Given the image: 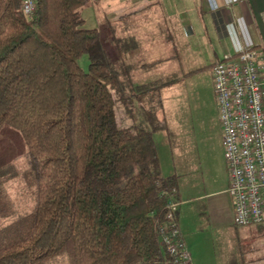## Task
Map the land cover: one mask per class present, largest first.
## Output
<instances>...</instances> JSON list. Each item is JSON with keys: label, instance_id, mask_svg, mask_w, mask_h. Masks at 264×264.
Masks as SVG:
<instances>
[{"label": "trees", "instance_id": "trees-1", "mask_svg": "<svg viewBox=\"0 0 264 264\" xmlns=\"http://www.w3.org/2000/svg\"><path fill=\"white\" fill-rule=\"evenodd\" d=\"M88 4L35 0L26 16L21 0H0V133L20 134L33 192L15 216L5 183L17 173L0 166V264H175L159 227L178 176L161 174L153 138L167 130L157 110L168 82L131 80L124 55L136 44L114 37L109 56L84 26Z\"/></svg>", "mask_w": 264, "mask_h": 264}, {"label": "rangeland", "instance_id": "rangeland-1", "mask_svg": "<svg viewBox=\"0 0 264 264\" xmlns=\"http://www.w3.org/2000/svg\"><path fill=\"white\" fill-rule=\"evenodd\" d=\"M164 1L167 0H89L80 14L86 28L99 30L104 50L116 60V46L111 40L121 35L123 17L120 16L123 9L141 10V7L146 6L130 17L131 22L135 23L132 32L141 40L140 52L130 54L126 61L131 65L130 78L133 80L139 76L145 80L153 71L155 74L158 71L163 81L178 79L160 91L162 104L157 114L165 121L167 130L154 132L153 137L162 173L165 176L170 173L181 174V185L188 191L185 196L188 201L183 204L185 213L182 212L180 224L187 235L183 238L193 252L194 264H217L214 259L204 262V258H215V249L221 247L219 242H226L222 232L234 229L227 224L233 217V201L227 192L228 170L212 83V68L220 56L213 55L211 47L204 44V23L208 24L210 17L195 6L199 0H177V6L171 11L162 5ZM106 4L110 6L105 9ZM107 17L111 21L110 26L102 23ZM155 27H160V31L155 30ZM191 29L195 35L184 37ZM106 35L109 36L108 40ZM173 48L175 52L172 53ZM155 53L156 58L176 53L178 67H169L170 63H157L151 68L141 67L150 63ZM88 63L86 54L78 59L83 69H87ZM153 77L156 79L157 76ZM152 79L150 77L147 81ZM113 96L116 116L120 121L124 114L120 94L113 90ZM23 152L20 134L5 126L0 133V166L11 164L17 173L5 183L15 216L29 210L33 204L32 188L22 175L27 168ZM193 184L197 187H193ZM175 201L179 203L177 198ZM214 213L219 217V224L207 227L208 218ZM235 228L255 232L248 241L252 245L257 243L258 260L254 264H261L264 259L259 257L264 249L259 245L264 243V227L259 230L258 227ZM58 264L66 263L60 261Z\"/></svg>", "mask_w": 264, "mask_h": 264}, {"label": "built area", "instance_id": "built-area-1", "mask_svg": "<svg viewBox=\"0 0 264 264\" xmlns=\"http://www.w3.org/2000/svg\"><path fill=\"white\" fill-rule=\"evenodd\" d=\"M21 9L31 16L35 0H21ZM243 39L233 53L214 63L212 83L234 221L249 226L264 223V57L248 37ZM168 197L167 222L159 227L161 241L175 264H192L177 224L178 203Z\"/></svg>", "mask_w": 264, "mask_h": 264}, {"label": "crops", "instance_id": "crops-1", "mask_svg": "<svg viewBox=\"0 0 264 264\" xmlns=\"http://www.w3.org/2000/svg\"><path fill=\"white\" fill-rule=\"evenodd\" d=\"M177 4H178L177 0H167L164 1L162 5L169 8V11H171L174 9V7L177 6ZM109 6L110 5L106 4L105 9ZM195 6L201 12H203L204 15L210 17V22L208 24L204 23V44L206 46L211 47L212 50L211 49L210 50L213 55L220 56V58H217L218 60H220L223 57V55L226 53H233L234 47L244 42L243 35L245 36V38L248 37L250 39V41L254 46L255 51L259 55L264 57V0H237L234 3H228L226 0H199ZM144 7H141V10ZM124 9H123V14L120 16L123 17L122 28H120L121 31L120 38L128 41L131 40L130 42H134L136 44L135 47L128 50L125 53V55L123 54L125 56L124 60L128 61L130 58L129 57L130 54L140 52L141 40L139 37L135 36V33L132 32L135 27V25L133 24L135 23L131 22L130 17L138 13L137 11H141V10L140 9L126 10V8ZM105 21L107 26H108V21L111 22L109 17H107ZM189 25L191 27L190 23ZM182 26H184V24ZM117 29L119 30V28ZM244 29L247 35H245ZM155 30L159 32L160 27L158 28L155 27ZM194 35L195 32L194 30L191 29L189 31V34L184 37H192ZM152 43L155 45L154 41ZM151 52L154 53V51ZM173 52H175V48H173L172 53ZM176 56L177 55L175 53V55L170 54L168 57L156 58V53H155L153 55L154 58L150 60V63H154V64L144 68L155 67L156 65L162 63L163 64L170 63L169 67L176 68L178 67V64L176 63ZM153 72L150 74L149 77L145 76L146 77L145 80H142L141 77L138 76L134 78L133 81L136 83L168 82V84L164 86L166 88L169 87L173 82L178 80L177 79V80L163 81L161 80L162 78L160 77V73L158 71L156 74ZM153 76H157L156 79H154ZM150 77L153 79L147 81V79ZM157 153H158V149H157ZM158 158H159V153H158ZM160 170H161V174L165 176L162 173L161 164H160ZM169 175H172V173H170ZM174 175L178 176L177 189H176V198L178 199L179 202L177 207V216H176L177 224L180 232V237L183 240L187 250L189 251L191 257V263L194 264L193 252H191L189 245L187 244L185 238H183V237H187V235L185 234L184 230L181 228V224H180L182 212L185 213V210L183 209V204H185L188 201L187 199H185L187 197L186 194L188 191L184 189L181 185V174L176 173ZM193 187H197V186L193 184ZM183 196L184 198H182L181 200V197ZM216 214L217 213H214L210 216V218H208L207 227H209L210 225L213 226L215 224H219L218 221L219 217ZM227 224L232 226L234 229L232 231L228 230L226 232L225 231L222 232L224 238H226V242L224 243L219 242V245L221 247L215 249V254H216L215 258H211L208 256V260L204 258V262L212 261L214 259L218 262L217 264L256 263L258 260L257 259L258 257H256L257 256L256 248L259 247L257 243H254L252 245V243L248 241L251 238V234L253 236L255 232L254 233L250 232V229L248 230L245 229L246 231L244 229H237L235 228V226L242 228L258 227L259 230L262 226L264 227V223L249 225V226H239L235 223L234 214H233V217L231 216V219ZM259 246H261V248L264 249V243ZM259 252H261V250ZM260 254H262V256L259 258L264 259V250L263 253ZM261 264H264V261Z\"/></svg>", "mask_w": 264, "mask_h": 264}]
</instances>
